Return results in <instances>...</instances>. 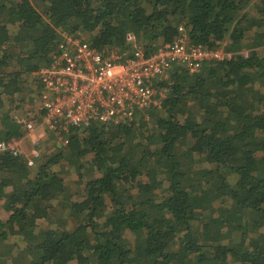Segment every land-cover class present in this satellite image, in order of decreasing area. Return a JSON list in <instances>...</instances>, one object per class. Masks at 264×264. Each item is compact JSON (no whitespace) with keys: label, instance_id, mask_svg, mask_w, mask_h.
<instances>
[{"label":"trees","instance_id":"16d2710c","mask_svg":"<svg viewBox=\"0 0 264 264\" xmlns=\"http://www.w3.org/2000/svg\"><path fill=\"white\" fill-rule=\"evenodd\" d=\"M42 3L0 0V140L24 136L20 97L63 31L145 52L184 32L231 56L176 66L160 107L72 129L33 165L0 151V244L25 264H264V0Z\"/></svg>","mask_w":264,"mask_h":264},{"label":"built area","instance_id":"2783aa9c","mask_svg":"<svg viewBox=\"0 0 264 264\" xmlns=\"http://www.w3.org/2000/svg\"><path fill=\"white\" fill-rule=\"evenodd\" d=\"M179 29L183 30L181 26ZM60 35L59 52L38 72L40 87L34 98L38 112L33 117H21L20 123L24 137L42 127L63 146L72 129L92 122H130L151 106L160 107L164 94L155 83L176 66L193 72L204 61L231 56L191 44L184 32L151 52L136 45L129 51L97 49L81 31H63ZM20 142V138L0 140V151L23 154ZM33 142L25 155L27 165H33L40 154Z\"/></svg>","mask_w":264,"mask_h":264},{"label":"rangeland","instance_id":"374dc122","mask_svg":"<svg viewBox=\"0 0 264 264\" xmlns=\"http://www.w3.org/2000/svg\"><path fill=\"white\" fill-rule=\"evenodd\" d=\"M32 2L35 5V7L40 12H42V9H43L42 0H32ZM135 45L138 46L139 44L135 41V39H133L131 47L133 48ZM217 50L218 51H224L223 48H219ZM241 53L246 54L247 53V49H243L241 51ZM28 87H29V89H31L30 85H28ZM28 93L29 92H27V90H25L22 93L20 98H22L23 100L20 103L18 110L15 111L16 112L15 113L16 117L18 116V114L20 112L21 113L25 112L31 117H33L34 115L37 114L38 108H37V104L34 102V98L37 95V91L35 92V90H34V91H31L30 94H28ZM32 95H33V97H32ZM30 96L32 97V101L31 100L29 101V99H31ZM36 124H38V122ZM37 130L39 131L38 135H37V131H35V132H33L30 135L31 138L29 136L28 137H24V136L20 137V141H21L20 142V147L23 150V152L29 154L30 148H31V146H33V143H34L33 141H35L37 143L40 154H41V152H43V150H45V151L46 150L47 151L51 150L52 146H53V143L58 141V139L56 137H54L51 133L46 132L45 130H43L42 127H38ZM66 182H67L66 184L68 186L67 187L68 188V192H74L75 190L72 188V187H74V184L72 182H70L69 180H67ZM59 197H61V196H59ZM2 215H3V210L0 208V217ZM56 215L58 217L59 214H56ZM55 219H56V217L55 218L53 217V219L51 220L49 226H55L56 225ZM68 225H69V227H72V224H68ZM12 240L13 239L10 238L9 242H11ZM6 249H8L7 258L5 257ZM0 255L5 257V259L7 260L6 263H8V264H25L26 261H27V254H26L25 250L24 251L20 250L19 248L14 247V246L11 247L9 244L7 246H5L3 244L2 245L0 244Z\"/></svg>","mask_w":264,"mask_h":264},{"label":"crops","instance_id":"0c3cea01","mask_svg":"<svg viewBox=\"0 0 264 264\" xmlns=\"http://www.w3.org/2000/svg\"><path fill=\"white\" fill-rule=\"evenodd\" d=\"M36 131H37V135H38V132H39V131H38V130H36ZM43 135H44V134H43ZM43 135H42V136H43ZM23 154L26 155L27 153H24V152H23Z\"/></svg>","mask_w":264,"mask_h":264}]
</instances>
